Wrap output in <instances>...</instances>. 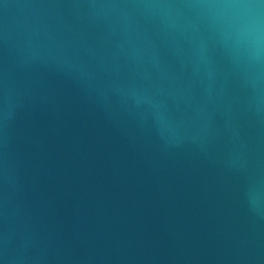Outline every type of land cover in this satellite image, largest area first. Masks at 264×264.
I'll use <instances>...</instances> for the list:
<instances>
[{
  "label": "water",
  "instance_id": "water-1",
  "mask_svg": "<svg viewBox=\"0 0 264 264\" xmlns=\"http://www.w3.org/2000/svg\"><path fill=\"white\" fill-rule=\"evenodd\" d=\"M196 2L0 0V264H264V63Z\"/></svg>",
  "mask_w": 264,
  "mask_h": 264
},
{
  "label": "clouds",
  "instance_id": "clouds-1",
  "mask_svg": "<svg viewBox=\"0 0 264 264\" xmlns=\"http://www.w3.org/2000/svg\"><path fill=\"white\" fill-rule=\"evenodd\" d=\"M186 7L195 9L198 16L207 21L238 61L257 66L264 63V0H197ZM9 107L6 89L3 98L5 120L9 117ZM16 260V257L8 258L9 264H15Z\"/></svg>",
  "mask_w": 264,
  "mask_h": 264
}]
</instances>
